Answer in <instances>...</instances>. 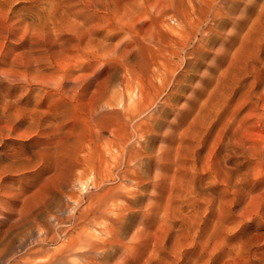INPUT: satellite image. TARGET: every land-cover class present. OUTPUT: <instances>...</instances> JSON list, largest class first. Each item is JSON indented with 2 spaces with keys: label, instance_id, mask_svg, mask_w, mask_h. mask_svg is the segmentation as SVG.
<instances>
[{
  "label": "rangeland",
  "instance_id": "rangeland-1",
  "mask_svg": "<svg viewBox=\"0 0 264 264\" xmlns=\"http://www.w3.org/2000/svg\"><path fill=\"white\" fill-rule=\"evenodd\" d=\"M200 1L201 0H0V113L2 108H5H3L4 111L1 113L3 117L0 114V172L3 173H0L2 180L0 185L3 184L2 186H4V184L8 183L5 185L6 187L4 186V189H1L2 194L0 192V240H2L0 242V246L2 247H0V252L6 251V254L8 253L9 255L3 259L4 262L0 261V264L1 262L2 264H10L11 262V264H29L32 261H44L56 249L62 247L65 241L75 236L81 230H86L102 238H120L122 242L130 246L129 250H125V248L121 246L117 247V249L107 247L108 250L106 249L103 259L107 264H115L116 262H120L119 264H140L142 262L141 264H144L145 261H149L150 263L152 261L153 264H164V261H172L173 264H192L193 261L195 262H193L194 264L199 262L200 264H264V158L261 162L256 160L257 155L254 154L255 148L252 145L254 139L260 141L257 145V147L259 146L258 148L264 145V105L260 104L262 101L264 104V57H261L264 54V33L262 34L264 29V8L262 7V5L264 6V0H236L234 4L227 8L228 15L227 17H223V20H221L217 28L219 33L224 35L223 44L221 45L222 39L219 35L217 38L213 39L214 33H208L209 38L205 39V42H207L204 48L205 50L203 49L196 54L192 66L185 68L181 65L178 68V70L185 73V75L181 80L182 83L180 82L179 84L178 90L174 91L177 93L170 95L169 90H166V93L164 92L156 95L154 88L152 87L150 89L149 97L152 100L154 99L156 104H154V109L148 113L154 112L153 117H157L158 119L153 122L155 123L153 125V131L151 130L147 133L144 146L146 152L143 154L141 166L136 168L137 173L139 172L138 174L145 178V181L143 178L141 179L139 175L138 178L135 179L134 170H128L131 175L125 172L127 169L125 156H122V159L118 157L121 155V151L118 145H116L118 140L114 139V136H112L111 131L107 127L110 115L103 112L101 108V111H99V101L97 100L96 102L95 95L101 90L102 85L104 87L105 81L110 84L108 92L113 93L124 89L127 83L135 85L139 79L146 80V85L150 80L155 86H157L161 80H164L168 72V67L177 63L179 60L174 54V51L180 49L178 41L181 39L185 40V37L189 34H191L189 40L190 46L196 41L192 22L198 20L200 16ZM184 12L188 15L187 20L184 17ZM190 14L191 19H189ZM239 14L241 16L243 14V16L241 17ZM41 15H43L44 18H42ZM38 16L41 17L38 18ZM45 16L49 17V20L47 19L46 22L43 21L47 18ZM40 21H42V23ZM52 21H54V24L51 23ZM257 21L261 24L259 25ZM255 24L258 27H256ZM206 25L207 24H203L202 28H206ZM177 30H181L179 35L172 33V31ZM230 31L234 32L231 33ZM244 35L245 41L243 45L246 47L250 45L249 52L252 54V57L255 56L254 52L256 53V49L259 48V51H257V53L259 52V58H257L256 55L254 58H257V61L256 59L251 61L249 60L252 58L251 55L247 57L249 63V69L247 68L248 72L241 78L242 81H240V85H233L232 89L234 91L232 93L228 92L229 95L231 94L230 100L228 101L230 106L226 105V107L223 105L220 109H218L219 107H215V111L214 104L216 103V105H218V98L219 100H224L220 94H214L212 95L213 97L211 96L212 98L210 97L209 94L215 86L214 80L217 76L220 77L219 82L221 84L233 81V76L231 74L237 70L236 65L232 68L228 76L224 74L223 76L220 75L221 72L228 67L229 61H235V59H237L234 54L237 51L236 49L238 48L239 41ZM79 36L81 41H78ZM82 36L83 38H81ZM198 37H200V34ZM74 39L77 40L79 44H75L76 42ZM215 53L219 54L217 62L213 60ZM123 62L127 63L130 67H134V70L131 73L125 70ZM261 64L263 67L260 66ZM252 66L255 67V70L254 68L251 69ZM238 71L239 70H237V72ZM253 72H255L256 75H254ZM10 74L12 76H10ZM77 76L79 77L74 80V77ZM253 78L254 81L257 82V86L256 84L255 87L253 86L252 93H254L253 91L256 93V90L257 92L259 91V96L263 99H258V106L256 108H254V105V107L252 106L251 102L245 103L246 105L243 103L246 96L248 97V93L245 97H241L243 91L250 89L249 87L252 82H254L252 81ZM77 79L78 81H76ZM62 80H65V82ZM75 82H78L76 86H80L79 88H77L78 86H74ZM247 82L248 84H245ZM236 83H238L237 80ZM245 85L246 87L244 88ZM62 87H64L65 91ZM67 89H69L71 93L68 92ZM102 90L104 91L103 88ZM94 91L97 93L95 94ZM222 91L223 89H221L220 92ZM66 92L70 95L68 96ZM167 97H170V103L168 102V104L165 102V98ZM249 97H251L250 94ZM209 98L211 99L209 100ZM237 99L242 100L241 105H239V101H236ZM206 101H208L207 104L210 107H208ZM212 104L214 106H212ZM200 105L202 107H200ZM251 107H253V110ZM200 108L206 111L203 112V109ZM236 108L237 110L235 111L234 109ZM258 109L261 111L259 112ZM233 110L237 114L233 113ZM39 111L41 112L40 114ZM256 111L259 112V117L262 116V118L256 115ZM248 112L251 114L254 113L253 117H251L252 115L250 113V116H248ZM148 113L146 112L145 115H148ZM34 114L36 117H34V119L38 121V123L32 118ZM160 114L164 115L161 116ZM205 114L208 119L212 118L210 120L211 122L208 123L209 120L205 118ZM209 114L210 117L208 116ZM231 114L233 117L230 116ZM11 115L13 118L10 117ZM38 115H40L42 120ZM164 116L166 117L164 118ZM202 116H204V118ZM112 117L122 118L123 116L117 111L114 112ZM230 117L232 119H230ZM201 118L207 119V123H203ZM234 118L237 122L234 121ZM224 119L226 122H224ZM256 119L261 120L256 121ZM47 121L48 123H46ZM31 122H33L35 127L30 124ZM42 122L45 124H42ZM243 123L248 125L245 126ZM239 124L244 127L241 125L239 126ZM207 126L209 127L207 128ZM247 126L248 128L245 129ZM10 127H12V130ZM220 129L224 130L225 133ZM247 129L251 130L248 131ZM241 130L243 133L240 132ZM231 131L232 133L235 132L234 134L237 135L230 136V134H232ZM15 132L18 133L15 134ZM28 132H30V135H27ZM179 133L181 136H179ZM222 133L223 136L221 135ZM253 133H255V136H253ZM148 134L151 135L148 136ZM256 134L259 136H256ZM197 136H200L202 139ZM234 136L237 137L235 138ZM181 137H183L182 140ZM229 139H231V141H229ZM243 139H245L246 146L242 143L244 142L242 141ZM198 140L200 141L198 142ZM224 140L229 142V146L227 145L228 147L225 146L227 143H225ZM232 140L234 141L232 142ZM178 142H180V146ZM233 143L236 144L234 145ZM249 143L251 149L250 146H248ZM108 145H111L115 151H112L113 149L111 150V146L109 147ZM229 148L231 149L229 150ZM39 150L43 152V154ZM104 150L105 152L107 151V153H105ZM228 151L232 154L229 155L230 153ZM251 151L253 153H251ZM109 152H113V156L112 153L109 154ZM98 153L101 155L103 154V157ZM237 153H240V155ZM189 154L192 156L190 157ZM220 154L223 160L219 157ZM99 155L102 159H98ZM158 156L161 159L159 170L155 167L157 166L156 162ZM227 156L230 157L226 159ZM13 158H15V160ZM119 159H121V163ZM10 160L11 162H9ZM100 160H103V162ZM216 160H218V163ZM2 161L3 164H1ZM190 162H195V164L192 165L193 169ZM123 163L124 165H122ZM98 165L100 167L102 165V170ZM224 165L226 167H224ZM189 166L191 167L190 169H188ZM207 166H209V168H207ZM252 166L254 168H252ZM1 167L5 168L2 170ZM119 167L121 169H126L121 171ZM216 167H220L221 170ZM208 169L210 171H208ZM174 170L178 175L175 174ZM195 170L197 171L195 172ZM261 170L263 171L261 172ZM3 171H5V173ZM108 171H110V174L112 172L114 175L117 171L115 175L117 177L111 176L112 174L108 176ZM102 174L103 177H101ZM122 174L126 177L124 178ZM156 175H158V179ZM175 175V178L172 177ZM128 177H133V179H129ZM139 178L143 180L144 183H141L142 181ZM138 179L140 180V182L138 181L139 183H137ZM188 180H190L191 183H188L190 182ZM124 182H127L126 185ZM209 182L211 184H209ZM115 183L116 191L119 193L114 189L113 184ZM192 183L196 185L192 186ZM199 183L203 184L205 187L201 184L199 186ZM117 184L118 187H121L120 189L117 187ZM186 184L188 186L191 184L190 186H192L187 187V191L185 188ZM197 184L201 187L200 189L197 187ZM207 184L211 186L206 187ZM10 185L12 188H10ZM110 185L113 186V189L109 187ZM96 187L98 189H96ZM134 187L136 188L134 189ZM105 188L109 189L106 190ZM203 188H206V190ZM240 188L245 192L242 191V193L240 190L237 191ZM202 189L208 194H206L208 197L203 194L204 191H202ZM232 189L234 190L232 191ZM11 190L14 194H11ZM246 191H250L251 193L248 194H253L251 196L254 198L252 197L249 200L247 197V202H249L244 204L245 202L243 200L240 201V199L245 193L247 194ZM180 192L181 194L185 192L186 195H179ZM176 193L178 194L177 196L175 195ZM202 196L204 198H201ZM221 196L224 198V201L226 200L225 202L220 200ZM206 197L207 201H211L210 203L206 202ZM238 198L240 199L238 200ZM102 199H104L102 203L104 204L103 207L108 206L109 208H113L111 210L112 213L110 212V214L104 216V214L98 212L97 215L100 220H98V218L90 220V218L81 217L80 211L81 213L83 211L87 213V209L90 207L92 208V206L101 202ZM167 199H170L169 201H171V204L174 203L170 205ZM2 200L3 202L1 203ZM227 200L231 202L227 203ZM166 202H168L167 206L169 205V207L166 206ZM120 204L121 206H119ZM178 205H180L179 209L176 207ZM245 205L247 206L244 209L243 207ZM123 206L126 207V212H124V214L121 213ZM128 207L131 209L127 210ZM223 207L224 211H222ZM225 208L228 210H226L228 213L225 211ZM218 209L221 210L220 212L222 214L224 212L226 218L224 215H220L221 213L218 212ZM166 210L167 213H165ZM186 210L188 211L186 212ZM181 212L190 218H187L189 222L187 219H183V216H186ZM76 213H79V215ZM25 214H27L26 218ZM127 214L129 215L127 216ZM172 214H174V216H172ZM117 215H122L120 223L115 224L109 221ZM199 215L200 217H198ZM201 215L203 217H201ZM23 216L25 219H23ZM106 216L111 219H107ZM163 216L165 218H163ZM175 216H177L178 219L175 218ZM198 218H202L201 222ZM21 219L23 221H21ZM163 219L167 220V222H161ZM17 220L21 223L19 224ZM14 221L20 226H16ZM159 223L162 225H158ZM183 224L185 227H183ZM194 224L196 226H192ZM213 225H215L214 228H216L213 230L215 232L212 231ZM12 226L17 227H14L15 229L13 228L14 232L11 231L13 230L11 229ZM163 226H165V228ZM140 227L141 230H139ZM182 228L186 231L184 229L183 231L180 230ZM153 229H156V232ZM2 230L5 233H3ZM147 230L151 231V233L149 232V234H147ZM172 230L175 232L174 234ZM210 231H212V234L209 233ZM12 232L16 236L12 235ZM136 232H138L139 235L144 233L145 237L148 236L146 241L150 244L148 249L143 250V243L137 244V240H132ZM30 233L31 235H29ZM6 234H9V236L7 237ZM161 234L165 236L164 239L162 238L163 236L160 237ZM4 235H6V237ZM174 236H178L179 239L178 237L174 239ZM11 237H14L13 240H11ZM153 238H155L156 241ZM199 238L202 239V241L199 240ZM6 239L11 242L13 241L14 245L13 242L10 244V241ZM172 239L175 243L181 240L180 242L183 243H178L181 248L178 247L177 244L174 245ZM160 240L165 242V244L162 242L160 243ZM209 240L210 242H208ZM36 241L39 243H36ZM3 242L7 245H1ZM16 243L18 247L15 246ZM20 243L25 247L20 245ZM215 243H217V245ZM204 244L207 245L204 246ZM202 245L205 249L204 252L200 251V249L203 250ZM29 246L33 251L31 254L26 253V251L30 249ZM172 246H175L173 250L177 247L176 250L173 251ZM240 250H242V252L238 253ZM173 252L177 254L174 255ZM176 255H178L179 258L178 256L176 257ZM11 256H13V258H11ZM162 257H164V259ZM121 258L123 259L122 261H120ZM143 259H145L144 263ZM172 262H170V264Z\"/></svg>",
  "mask_w": 264,
  "mask_h": 264
},
{
  "label": "bare ground",
  "instance_id": "bare-ground-1",
  "mask_svg": "<svg viewBox=\"0 0 264 264\" xmlns=\"http://www.w3.org/2000/svg\"><path fill=\"white\" fill-rule=\"evenodd\" d=\"M235 1L236 0H201L200 1V3H199V9L201 10V13H200V16H199V18H198V20H196V21H193L192 22V24H193V27H194V37H196V41L193 43V45L192 46H190V42H189V40H190V38H191V34H189V35H187L186 37H185V40H179L178 41V44H179V48L180 49H178V50H176V51H174V54L179 58V60L177 61V63H175V64H172L170 67H168V72H167V74L165 75V77H164V80H161L159 83H158V85L157 86H155L154 85V83L152 82V81H148V83H147V85H146V80L144 81V80H141V79H139L138 81H137V83L134 85H132V83H127V85H125V88L124 89H122V90H119V91H117V92H113V93H109L108 92V90H109V82H107L106 83V81H105V85H104V87H103V85H102V87H101V90L97 93V92H95V94L97 95H95V97H96V102H97V100L99 101V104H98V110L99 111H101L100 110V108L103 110V112H105L106 114H109L110 116H109V118H108V122H107V127L109 128V130L111 131V133H112V136H114V139H116V140H118V142H117V144L116 145H118V147H119V150L121 151L120 153H121V155L120 156H118V157H124L125 156V159H126V163H127V165H126V167H127V169L126 168H124V169H126L125 170V172H128V170H134V172H135V174H134V178L136 179V178H138V175L140 176V174H138L137 173V170H136V168L137 167H140L141 166V161H142V157H143V154L146 152L145 150H144V146H145V142H146V136H147V133L148 132H150L151 130L153 131V125L155 124V123H153L154 122V120H157L158 118L157 117H153V113H148V112H151V110L152 109H154L153 107H154V104H156L155 102V100L153 99H151L149 96H150V89L153 87L154 88V91H155V93H156V95H159V94H162V93H164L166 90H169V94L170 95H172L173 93H177V92H174V91H176V90H178V88H179V84H180V82H181V80H182V78H183V76L185 75V73H183L182 71H180V70H178V68L181 66V65H183L185 68L187 67V68H189L190 66H192V64L194 63V59L196 58V54L199 52V51H202L204 48H205V46H206V43L207 42H205V39L206 38H209V32H211V33H214V37H213V39H215V38H217V36L219 35V37L222 39V42H221V45L223 44V42H224V35L222 34V33H219V30L217 29L218 28V24L220 25V22H221V20H223V17H227V8H229L232 4H234L235 3ZM239 1V0H238ZM254 4V3H253ZM256 5V4H255ZM261 7V6H260ZM262 7L264 8V6L262 5ZM261 7V8H262ZM264 10V9H263ZM259 12V11H258ZM194 13V12H193ZM37 14V13H36ZM195 14V13H194ZM47 15V14H46ZM240 15V14H239ZM258 15V14H257ZM42 16V18H44V16L43 15H41ZM40 16V17H41ZM187 16L188 15H186V13L184 12V17H185V19L187 20ZM191 14L189 15V19H191ZM241 16V15H240ZM242 16H243V14H242ZM241 16V17H242ZM263 16V15H262ZM39 16H38V18H40ZM45 17H47V18H45L43 21L44 22H46L47 21V19L49 20V17L48 16H45ZM69 17V16H68ZM236 17H237V15H236ZM264 17V16H263ZM35 19V18H34ZM238 19V18H237ZM236 19V20H237ZM251 19V18H250ZM260 19V18H259ZM262 19V18H261ZM248 21V20H247ZM250 21V20H249ZM259 21H261V20H259ZM264 21V20H263ZM41 23H42V21H40ZM256 22V21H255ZM51 23H53L54 24V21H52ZM257 23L259 24V22L257 21ZM263 23V22H262ZM203 24H207L206 25V28H202V25ZM249 24H251V23H249ZM254 24V23H253ZM261 24V23H260ZM259 24V25H260ZM252 25V24H251ZM263 25V24H262ZM261 25V26H262ZM254 26V25H253ZM255 26H256V24H255ZM261 26H260V28H261ZM256 27H258V26H256ZM263 27V26H262ZM254 28V27H253ZM263 29V28H262ZM262 29H259V30H262ZM251 30V29H250ZM181 30H177V31H172V33H174L175 35H179V32H180ZM231 32V31H230ZM232 32H234V31H232ZM231 32V33H232ZM249 32V31H248ZM258 32H260V31H258ZM262 32V31H261ZM247 33V32H246ZM250 33V32H249ZM264 33V29H263V32H262V34ZM199 34H200V37H198L199 36ZM206 34H208V35H206ZM236 34H238V33H236ZM261 34V35H262ZM72 35H73V33H72ZM230 35H232V34H230ZM229 35V36H230ZM260 35V36H261ZM239 36V35H238ZM233 37V36H232ZM247 37V36H246ZM81 38H83V36L81 37ZM256 38V37H255ZM260 38V37H259ZM264 38V37H263ZM235 39V38H234ZM239 39V38H238ZM252 39V38H251ZM261 39V38H260ZM57 40V39H56ZM80 40V36H79V38H78V41ZM256 40V39H255ZM74 41L76 42L75 44H77L78 43V41L77 40H75L74 39ZM81 41V40H80ZM244 41H245V35L244 36H242V39L239 41V44H238V48L236 49L237 51H236V53L234 54V53H232V54H234V56L237 58V59H235V61L234 60H231V61H229V65H228V67L227 68H225L222 72H221V75L220 76H223V74L224 75H227L228 76V74H230V72H231V70H232V68H234V66L236 65V68H237V70H239L238 72H237V70H235V72L233 73V74H231L232 76H233V81H231V82H227V83H224V84H221L220 82H219V78L220 77H217L216 76V78H215V86H214V88H213V90L211 91V93L209 94L210 95V97L212 96V95H214V94H220V96L222 97V99L224 100V101H222V100H219V98H218V100H217V103H218V105H216V103L213 105L212 104V106H214V109H215V107L216 108H218V109H220L223 105L224 106H226V105H229L230 103H228V101L230 100V96H231V94L229 95V93L228 92H233L234 90L232 89L233 88V85H238L239 83H240V81H242V77H244V74L246 73V72H248V67H249V63H248V61H247V57H250L249 55H251V57H252V54L249 52V49H250V45H249V47H246L245 45H243L244 44ZM260 42H262V41H260ZM218 43V42H217ZM79 44V43H78ZM215 44H216V42H215ZM257 44V43H256ZM262 45H263V43H262ZM256 46H258V45H256ZM259 46H260V44H259ZM264 46V45H263ZM77 47H78V45H77ZM254 48L256 49V47L254 46ZM258 48V47H257ZM252 49H253V47H252ZM251 49V50H252ZM259 49V48H258ZM258 49H256L257 51H259ZM205 50V49H204ZM257 51H256V53L254 52V54H255V56L257 57V58H259V56H258V53H257ZM205 52V51H204ZM263 52V51H262ZM231 54V55H232ZM230 55V56H231ZM200 56V55H199ZM254 56V57H255ZM202 57V56H201ZM235 57H233V58H235ZM254 57H252V58H250L249 60H251V61H254V59H256V61H257V58H254ZM261 57H264V54H263V56H261ZM260 57V58H261ZM219 59V54L218 53H215V55H214V57H213V60H214V62H217V60ZM232 59V58H231ZM196 61H197V59H196ZM250 61V62H251ZM124 63V62H123ZM239 63H240V65H239ZM260 63H261V61H260ZM264 64V63H263ZM253 65V64H252ZM124 68H125V70H128V71H130V73L134 70V67H130L129 65H127V63H124ZM251 66V65H250ZM260 66H262V64L260 65ZM240 67V68H239ZM263 67V66H262ZM193 68H194V66H193ZM192 68V69H193ZM248 68V69H247ZM254 68V70H255V67L254 66H252V68L251 69H253ZM257 68V67H256ZM250 69V70H251ZM178 70V71H177ZM185 70V69H184ZM195 70V69H194ZM185 71H187V70H185ZM192 71V70H191ZM234 71V70H233ZM189 72V71H188ZM190 73V72H189ZM249 73H250V71H249ZM253 74L254 75H256L255 74V72H253ZM65 75V74H64ZM248 75V74H247ZM251 75V74H250ZM4 76V75H3ZM10 76H12L11 74H10ZM5 77V76H4ZM79 76H77V77H74V80H75V78H78ZM226 77V76H225ZM71 78V77H70ZM3 79V78H2ZM16 79V78H15ZM63 79V78H62ZM67 79V78H66ZM80 79H81V77H80ZM123 79H124V77H123ZM161 79H162V77H161ZM244 79V78H243ZM9 80H10V78H9ZM236 80L238 81V83H236ZM259 80V79H258ZM264 80V79H263ZM62 81H64L65 82V80H62ZM61 81V82H62ZM76 81H78V79L76 80ZM81 81V80H80ZM109 81V80H108ZM252 81H254V78H253V80ZM252 81H250V82H252ZM70 82V81H69ZM74 82V81H73ZM117 82V81H116ZM115 82V83H116ZM249 82V83H250ZM76 83L78 84V82H75V84H74V86H76ZM182 83V82H181ZM257 82H252V84H251V86L249 87L250 89H247L246 91H243V90H241V91H243V93L241 94V97H245L246 96V94L248 95V97H249V94L251 95V97H247L246 96V98H245V100L243 101V103L245 104V103H247V102H251L252 103V106L254 107V108H256L257 106H258V102L257 101H259L258 99L260 98V96H259V93L257 92V90H256V93H255V91H253L254 93H252V88H253V86L255 87V84H256ZM62 84V83H61ZM81 84V83H80ZM119 84V83H118ZM149 84V85H148ZM245 84H248V82L247 83H245ZM60 85V84H59ZM58 85V86H59ZM63 85V84H62ZM68 85V84H67ZM240 85V84H239ZM238 85V86H239ZM74 86H71V87H74ZM78 86V85H77ZM76 86V87H77ZM249 86V85H248ZM256 86H257V84H256ZM70 87V88H71ZM75 87V88H76ZM80 86H78L77 88H79ZM246 87V85L244 86V88ZM69 88V89H70ZM102 88L104 89V91L102 90ZM62 89L64 90V87H62ZM69 89H67L68 90V92H70V90ZM99 89V88H98ZM221 89H223V91L222 92H220L221 91ZM243 89V88H242ZM62 90V91H63ZM65 91V90H64ZM97 91V90H96ZM72 92H73V89H72ZM171 92V93H170ZM220 92V93H219ZM64 93V92H63ZM67 93V92H66ZM65 93V94H66ZM71 93V92H70ZM93 93V92H92ZM109 93V94H108ZM166 93V92H165ZM68 94V93H67ZM70 94H68V96H69ZM93 96H94V93L92 94ZM174 95V94H173ZM233 95V94H232ZM260 95H262V94H260ZM1 96H3V95H1ZM67 96V95H66ZM177 96V95H176ZM217 96V95H216ZM4 97V96H3ZM95 97H93V98H95ZM173 97V96H172ZM213 97V96H212ZM211 97V98H212ZM218 97V96H217ZM216 97V98H217ZM169 98L170 97H167V98H165V102L168 104V102H169ZM211 98H209V100L211 99ZM4 99V98H3ZM243 99V98H242ZM260 99H262V98H260ZM95 100V99H94ZM263 100V99H262ZM236 101H239V105H241L242 104V100L241 99H237ZM4 102V101H3ZM207 102L208 101H206V104H207ZM94 103H95V101H94ZM170 103V102H169ZM238 103V102H237ZM260 103V102H259ZM204 104V103H203ZM260 104H262V105H264L263 104V101H262V103H260ZM4 105H5V103H4ZM7 105V104H6ZM157 105H159V104H157ZM202 105V104H201ZM200 105V107H202ZM208 105V104H207ZM246 105V104H245ZM96 106H97V104H96ZM166 106V105H165ZM205 106V105H204ZM212 106H211V108H212ZM230 106V105H229ZM238 106V105H237ZM236 106V107H237ZM243 106V105H242ZM241 106V107H242ZM208 107H210L209 105H208ZM227 107V106H226ZM253 107H251V109L253 110ZM260 107V106H259ZM4 108V107H3ZM3 108H2V111H4L3 110ZM5 109V108H4ZM97 109V108H96ZM166 109V108H165ZM200 109H203V108H200ZM207 109H209V108H207ZM217 109V110H218ZM240 109V108H239ZM260 109V108H259ZM258 109V111L260 112L261 110H259ZM148 110V111H147ZM157 110V109H156ZM163 110V109H162ZM194 110V109H193ZM213 110V109H212ZM232 110V109H231ZM235 111L237 110V108L236 109H234ZM234 110H233V113H235V114H237L236 112H234ZM257 110V109H256ZM1 111V113H3ZM117 111H119L121 114H122V118H116V117H112L113 115H114V112H117ZM204 111H206V110H204L203 109V112ZM215 111H216V109H215ZM222 111V110H221ZM247 111H248V109H247ZM251 111V110H250ZM258 111H256L257 113H256V115L259 117V112ZM263 111V110H262ZM94 112H96V111H94ZM146 112L148 113V115H145L146 114ZM197 112H198V110H197ZM203 112H201V113H203ZM209 112V111H208ZM220 112V111H219ZM232 112V111H231ZM237 112H239V111H237ZM0 113V114H1ZM41 112L39 111V114H40ZM97 113V112H96ZM113 113V114H112ZM199 113V112H198ZM197 113V114H198ZM214 113V112H213ZM218 113V112H217ZM250 112H248V116H250V114H249ZM10 114V113H9ZM36 114V113H35ZM35 114L34 115H32L33 117V119H34V117H35ZM98 114V113H97ZM211 114V113H210ZM210 114L208 115L209 117H210ZM254 114V113H253ZM253 114H251L252 116L251 117H253ZM2 115V117H3V114H1ZM159 115V114H158ZM161 115V114H160ZM162 115H164V114H162ZM161 115V116H162ZM201 115V114H200ZM215 115V114H214ZM213 115V116H214ZM262 115V114H261ZM260 115V116H261ZM6 116H9V115H6ZM39 117H40V115H38ZM116 116H118V115H116ZM195 116H196V114H195ZM205 116V118H207L208 119V117H206V114L204 115ZM204 116H202L203 118H204ZM216 116V115H215ZM231 117H233L232 116V114L230 115ZM255 116V115H254ZM10 117H12V115L10 116ZM9 117V118H10ZM95 117V116H94ZM106 117V116H105ZM166 116H164V118H165ZM211 117H212V115H211ZM217 117V116H216ZM230 117V119H232ZM235 117V116H234ZM246 117H247V115H246ZM263 117H264V115H263ZM13 118V117H12ZM18 118V117H17ZM36 118V117H35ZM45 118V117H44ZM49 118V117H48ZM156 118V119H155ZM198 118V117H197ZM196 118V119H197ZM200 118V117H199ZM215 118V117H214ZM244 118V117H243ZM249 118V117H248ZM254 118H256V117H254ZM259 118H262V116L261 117H259ZM32 119V120H33ZM40 119H41V117H40ZM195 119V120H196ZM207 119H202L201 118V120H203V123L204 122H206V120ZM212 119V118H211ZM211 119H208L209 121H208V123L209 122H211L210 120ZM227 119H229V118H227ZM235 119V118H234ZM264 119V118H263ZM10 120H11V118H10ZM35 120V119H34ZM42 120V119H41ZM50 120V119H49ZM193 120H194V118H193ZM200 120V121H201ZM205 120V121H204ZM221 120V119H220ZM225 120V119H224ZM244 120V119H243ZM251 120H254V119H251ZM258 119H256V121H257ZM259 120H261V119H259ZM258 120V121H259ZM8 121V120H7ZM36 121V120H35ZM35 121H33V122H35ZM51 121V120H50ZM160 121V120H159ZM158 121V122H159ZM197 121V120H196ZM234 121H236V119L234 120ZM13 122V121H12ZM33 122H31L30 124H32V126H34L35 127V125H33ZM104 122H106V121H104ZM219 122V121H218ZM224 122H226V120L224 121ZM237 122V121H236ZM247 122V121H246ZM245 122V123H246ZM29 123V122H28ZM36 123H38V121H36ZM46 123H48V121L46 122ZM102 123V122H101ZM161 123H162V121H161ZM191 123H193V122H191ZM196 123V122H195ZM202 123V122H201ZM207 123V122H206ZM232 123V122H231ZM245 123H243V125L245 124ZM260 123V122H259ZM258 123V124H259ZM41 124V123H40ZM42 124H45V123H43L42 122ZM99 124V123H98ZM233 124H234V122H233ZM255 124H256V122H255ZM16 125V124H15ZM28 125V124H27ZM47 125H49V124H47ZM46 125V126H47ZM200 125V124H199ZM203 125H205V124H203ZM203 125H201L202 127H204ZM210 125H211V123H210ZM209 125V126H210ZM241 124H239V126H240ZM246 125H248V124H245V126ZM13 126H14V124H13ZM37 126H38V124H37ZM40 126V125H39ZM209 126H207V128L209 127ZM223 126V125H222ZM242 126V125H241ZM0 127H1V125H0ZM16 127V126H15ZM14 127V128H15ZM100 127V126H99ZM102 127V126H101ZM104 127V126H103ZM242 127H244V126H242ZM3 128H5V127H3ZM11 128V130H12V127H10ZM33 128V127H32ZM37 128V127H36ZM108 128H107V130H108ZM156 128V127H155ZM232 128V127H231ZM236 128H241V127H236ZM246 128H248V126L247 127H245V129ZM252 128V127H251ZM6 129V128H5ZM9 129V128H8ZM22 129H24V128H22ZM35 129V128H34ZM104 129V128H103ZM206 129V128H205ZM230 129V128H229ZM235 129V128H234ZM245 129L243 128V130L245 131ZM10 130V131H11ZM28 130V129H27ZM155 130V129H154ZM221 131H223L224 132V130H222V129H220ZM231 130V129H230ZM236 130V129H235ZM238 130V129H237ZM248 130V129H247ZM249 130H251V129H249ZM248 130V131H249ZM3 131V130H2ZM7 131V130H6ZM30 131V130H29ZM187 131H189V130H187ZM204 131V130H203ZM202 131V132H203ZM227 131H228V129H227ZM14 132V131H13ZM31 132V131H30ZM30 132H28V134L27 135H30L29 133ZM32 132H33V130H32ZM237 132V131H236ZM240 132H242V130L240 131ZM5 133V132H4ZM18 132H15V134H17ZM181 133V132H180ZM180 133H179V136H181L180 135ZM204 133V132H203ZM225 133V132H224ZM231 133H232V131H231ZM235 133V132H234ZM234 133H232V134H230V136L231 135H237V134H234ZM243 133V132H242ZM242 133H240L241 135H243ZM248 133H251V132H248ZM3 134V133H2ZM23 134H25V133H23ZM102 134V133H101ZM110 134V133H109ZM151 134H153V133H151ZM151 134H148V136L149 135H151ZM175 134H176V132H175ZM182 134V133H181ZM183 134H184V132H183ZM219 134V133H218ZM227 134V133H226ZM225 134V135H226ZM238 134H239V132H238ZM245 134V133H244ZM255 133H253V136H255L254 135ZM258 134H260V133H258ZM258 134H256V136H259ZM165 135V134H164ZM185 135V134H184ZM222 136H223V133L221 134ZM224 135V136H225ZM251 135V134H250ZM20 136V135H19ZM104 136V135H103ZM154 136H155V134H154ZM169 136V135H168ZM229 136V137H230ZM243 136H245V135H243ZM21 137H23V136H21ZM152 137V136H151ZM197 137H199V138H201L200 136H197ZM226 137V136H225ZM224 137V138H225ZM235 137V136H234ZM237 137V136H236ZM235 137V138H236ZM239 137V136H238ZM241 137V136H240ZM250 137V136H249ZM110 138V137H109ZM198 138V139H199ZM231 138V137H230ZM234 138V139H235ZM247 138H248V136H247ZM247 138L245 137V139L247 140ZM251 138V137H250ZM260 138V137H259ZM183 139V137H181V140ZM202 139V138H201ZM232 139V138H231ZM231 139H229V141H231ZM245 139H243L242 141H244ZM197 140V139H196ZM227 140H228V138H227ZM226 140V141H227ZM237 140V139H236ZM253 140V139H252ZM147 141H148V138H147ZM174 141V140H173ZM184 141V140H183ZM200 140H198V142H199ZM225 141V140H224ZM225 141V143H227L225 146H229V142H226ZM234 140H232V142H233ZM239 141H241V140H239ZM176 142V141H175ZM192 142V141H191ZM194 142V141H193ZM197 142V143H198ZM221 142V141H220ZM237 142V141H236ZM249 142V141H248ZM251 142H253V141H251ZM258 142L260 143V141H258L257 139H254V143H252V145L254 146V150H255V155H257V159L256 160H258L259 162H261V161H263V158H264V145L263 146H261L260 148H258L257 147V145H258ZM108 143V142H107ZM179 143V146H180V142H178ZM217 143H219V142H217ZM216 143V144H217ZM224 143V142H223ZM240 143V142H239ZM238 143V144H239ZM242 143H244V145H245V141L244 142H242ZM111 144V143H110ZM150 144V143H149ZM172 144V143H171ZM234 144V143H233ZM236 144V143H235ZM234 144V145H235ZM237 144V145H238ZM247 144V143H246ZM263 144V143H262ZM105 145H107V144H105ZM182 145V144H181ZM194 145H195V143H194ZM236 145V146H237ZM109 147L111 146V145H108ZM154 146V145H153ZM172 146V145H171ZM191 146H192V143H191ZM191 146H190V148H191ZM197 146H198V144H197ZM196 146V147H197ZM227 146V147H228ZM240 146V145H239ZM246 146V145H245ZM248 146H250V149H251V145H250V143H249V145ZM252 146V147H253ZM152 147V146H151ZM150 147V148H151ZM195 147V148H196ZM233 147V146H232ZM244 147V146H243ZM106 148H107V146H106ZM160 148V147H159ZM172 148H173V146H172ZM171 148V149H172ZM221 148V147H220ZM240 148V147H239ZM242 148V147H241ZM248 148V147H247ZM44 149V148H43ZM105 149V148H104ZM108 149V148H107ZM112 151H115L114 150V148H112V146H111V148H110ZM213 149V148H212ZM224 149V148H223ZM228 149V148H227ZM231 148H229V150H230ZM237 149V148H236ZM244 149V148H243ZM253 149V148H252ZM118 150V151H119ZM149 150V149H148ZM152 150V149H151ZM195 150V149H194ZM225 150V149H224ZM40 151V150H39ZM48 151H50V150H48ZM158 151V150H157ZM191 151V150H190ZM196 151V150H195ZM227 151V150H226ZM236 151V150H235ZM241 151H242V149H241ZM241 151H239L240 153H242ZM250 151V150H249ZM253 151V150H252ZM251 151V153H253ZM36 152V151H35ZM34 152V153H35ZM41 152V151H40ZM44 152H46V151H44ZM104 152H105V150H104ZM150 152V151H149ZM199 152V151H198ZM218 152V151H217ZM223 152H225V151H223ZM229 152V151H228ZM227 152V153H228ZM37 153V152H36ZM42 154H43V152H41ZM103 153V152H102ZM105 153H107V151L105 152ZM112 153V156H113V152H111ZM110 152H109V154H111ZM117 153V152H116ZM179 153V152H178ZM194 153V152H193ZM193 153H192V155H193ZM214 153V152H213ZM221 153H222V151H221ZM230 153V152H229ZM235 153V152H234ZM233 153V154H234ZM240 153H237V154H239L240 155ZM246 153V152H245ZM42 154H40V155H42ZM98 154H100V153H98ZM147 154V153H146ZM154 154V153H153ZM211 154V153H210ZM232 153H230L229 155H231ZM3 155V154H2ZM36 155V154H35ZM101 155V154H100ZM99 155V157H98V159L103 155H101L100 156ZM148 155V154H147ZM155 155V154H154ZM190 155V154H189ZM192 155H190V157L192 156ZM195 155V154H194ZM212 155V154H211ZM227 155V154H226ZM235 155V154H234ZM244 155H246V154H244ZM254 155V156H255ZM263 155V156H262ZM4 156V155H3ZM105 156V155H104ZM199 156V155H198ZM221 156V154L219 155V157ZM16 157V156H15ZM21 157V156H20ZM103 157V156H102ZM230 157V156H229ZM228 156H227V158L226 159H228L229 158ZM249 157H251V156H249ZM256 157V156H255ZM254 157V158H255ZM3 158V157H2ZM1 158V159H2ZM9 158V157H8ZM7 158V159H8ZM26 158H28V157H26ZM81 158V157H80ZM150 158V157H149ZM197 158V157H196ZM214 158H216V157H214ZM221 158V157H220ZM14 160H15V158H13ZM82 159V158H81ZM85 159V158H84ZM100 159H102V158H100ZM105 159V158H104ZM122 159V158H121ZM121 159H119V162L121 161ZM158 160H157V162H156V164H157V166H155L156 168H157V170H159L160 169V167H159V165L161 164V159H160V157L158 156V158H157ZM193 159V158H192ZM222 159V158H221ZM220 159V160H221ZM4 160V159H3ZM21 160H22V158H21ZM96 160H97V158H96ZM96 160H95V162H96ZM116 160V159H115ZM147 160V159H146ZM219 160V159H218ZM218 160H216V162L218 161ZM223 160V159H222ZM4 161H6V160H4ZM17 161V160H16ZM19 161H20V159H19ZM100 161H102L103 162V160H100ZM117 161H118V158H117ZM178 161V160H177ZM188 161V160H187ZM195 161V160H194ZM226 161V160H225ZM9 162H11V160L9 161ZM22 162V161H21ZM115 162V161H114ZM122 162V161H121ZM120 162V163H121ZM148 162V161H147ZM179 162V161H178ZM178 162H176V163H178ZM191 162H192V160H191ZM190 162V163H191ZM219 162H221V161H219ZM253 162V161H252ZM256 162V161H255ZM5 163V162H4ZM120 163H119V165H120ZM218 163V162H217ZM217 163H215V164H217ZM223 163H224V161H223ZM1 164H3V161H2V163ZM13 164V163H12ZM21 164V163H20ZM23 164V163H22ZM93 164H94V162H93ZM111 164V163H110ZM195 164V162L194 163H191V166L192 165H194ZM208 164H210V163H208ZM213 164V163H212ZM7 165V164H6ZM6 165H4V166H6ZM113 165H114V163H113ZM122 165H124V163L122 164ZM176 165V164H175ZM179 165V164H178ZM214 165V164H213ZM218 165V164H217ZM216 165V166H217ZM221 165V164H220ZM253 165V164H252ZM10 166H11V164H10ZM111 166V165H110ZM143 166V165H142ZM215 166V165H214ZM214 166H213V168H214ZM219 166V165H218ZM7 167V166H6ZM98 167H100L99 165H98ZM101 167H102V165H101ZM101 167H100V169H101ZM113 167V166H112ZM122 167V166H121ZM211 167V166H210ZM220 167H223V166H220ZM220 167H216V168H219L220 169ZM224 167H226L225 165H224ZM2 168V167H1ZM5 168V167H4ZM4 168H2V170L4 169ZM8 168V167H7ZM6 168V169H7ZM116 168V167H115ZM115 168H113V169H115ZM162 168V167H161ZM177 168H178V166H177ZM180 168V167H179ZM191 167L189 166V168L188 169H190ZM207 168H209V166H207ZM212 168V167H211ZM210 168V169H211ZM252 168H254L253 166H252ZM6 169H5V171H6ZM12 169H13V167H12ZM109 169V168H108ZM112 169V170H113ZM121 168L119 167V170H120ZM124 169H121V171L122 170H124ZM192 169H193V166H192ZM195 169V168H194ZM218 169V170H219ZM262 169V168H261ZM1 170V171H2ZM102 170V169H101ZM111 170V171H112ZM175 170H176V167H175ZM174 170V171H175ZM180 170V169H179ZM178 170V171H179ZM221 170V169H220ZM224 170V169H223ZM222 170V171H223ZM254 170V169H253ZM5 171H3L4 173H5ZM177 171V170H176ZM175 171V174L176 175H178L177 174V172ZM192 171V170H191ZM194 171V170H193ZM197 170H195V172H196ZM208 171H210L209 169H208ZM215 171V170H214ZM257 171V170H256ZM255 171V172H256ZM263 170H261V172H262ZM8 172V171H7ZM117 172V171H116ZM116 172H115V175H116ZM130 172V171H129ZM129 172H128V174H129ZM1 174H3L2 172H0ZM109 173V175L108 176H110L111 174H112V172H111V174H110V171H108L107 172V174ZM121 173V172H120ZM119 173V174H120ZM133 173V172H132ZM148 173V172H147ZM158 173V172H157ZM174 173V172H173ZM224 173H225V171H224ZM260 173V172H259ZM106 174V175H107ZM123 174H125V173H123ZM122 174V175H123ZM193 174H196V173H193ZM114 174H112L111 176H113V177H117V176H115ZM126 175V174H125ZM129 175H131V174H129ZM146 175H148V174H146ZM176 175L175 176H172V177H176ZM105 176V175H104ZM127 176V175H126ZM125 176V177H126ZM133 176V175H132ZM3 177H4V175H3ZM101 177H103V174H102V176ZM123 177H124V175H123ZM124 177V178H125ZM141 177V176H140ZM148 177V176H147ZM158 177V175H156V178ZM171 177V178H172ZM129 178V177H128ZM130 178H132L133 179V177H130ZM129 178V179H130ZM143 177H141V179H142ZM160 178V177H159ZM174 178H172V179H174ZM195 178V177H194ZM104 179V178H103ZM127 179V178H126ZM140 179V178H139ZM137 180V183H139L140 182V180ZM148 179V178H147ZM158 179V178H157ZM166 179H167V177H166ZM125 180V179H124ZM128 180V179H127ZM143 180L145 181V178H143ZM143 180H141L142 182L141 183H144L143 182ZM190 180H192V179H190ZM190 180H188V181H190ZM197 180V179H196ZM239 180V179H238ZM237 180V181H238ZM1 175H0V184H1ZM97 181V180H96ZM104 181V180H103ZM120 181V180H119ZM126 181V180H125ZM139 181V182H138ZM171 181V180H170ZM173 181V180H172ZM211 181V180H210ZM240 181H241V179H240ZM98 182V181H97ZM100 182V181H99ZM235 182V181H234ZM242 182V181H241ZM241 182H240V184H241ZM102 183H104V182H102ZM125 183V182H124ZM123 183V184H124ZM127 183V182H126ZM126 183H125V185H126ZM176 183V182H175ZM188 183H191V181L190 182H188ZM193 183H194V181H193ZM192 183V184H193ZM197 183V182H196ZM203 183V182H202ZM8 183H6V184H4V186L5 185H7ZM9 184H12V183H9ZM118 184H119V182H118ZM118 184H117V187H118ZM133 184H134V181H133ZM174 184V183H173ZM200 184L201 183H199V186H200ZM209 184H211L210 182H209ZM228 184V183H227ZM3 185V184H2ZM2 185H0V192H1V189L3 188L4 189V186H2ZM97 185V184H96ZM114 185V189H115V191H116V183L115 184H113ZM135 185V184H134ZM138 185V184H137ZM172 185V184H171ZM191 184H189V186L186 184V191H187V187H192V186H194V185H196V184H193L192 186H190ZM201 185H203V184H201ZM100 186V185H99ZM98 186V187H99ZM121 186H122V188H123V185L121 184ZM139 186V185H138ZM145 186V185H144ZM147 186V185H146ZM155 186V185H154ZM166 186H168V185H166ZM198 186V184H197V187H199ZM211 186V185H210ZM210 186H208V184L206 185V187H210ZM229 186V185H228ZM230 186H231V188H232V185L230 184ZM6 187V186H5ZM86 187V186H85ZM103 187H104V185H103ZM109 187H113V186H109ZM196 187V186H195ZM203 187H205L204 185H203ZM237 187V186H236ZM10 188H12V186L10 185ZM10 188H9V190H10ZM13 188H14V186H13ZM111 188H110V190H111ZM119 189L121 188V187H118ZM117 188V189H118ZM136 187H134V189H135ZM139 188V187H138ZM201 187H199V189H200ZM213 188V187H212ZM233 188H235V187H233ZM238 188V187H237ZM236 188V189H237ZM244 188V187H243ZM96 189H98L97 187H96ZM106 189V188H105ZM107 189H109V188H107ZM106 189V190H107ZM113 189V188H112ZM170 189V188H169ZM204 189V188H203ZM202 189V191H204V190H206V188L203 190ZM235 189V190H236ZM129 190V189H128ZM139 190V189H138ZM181 190V189H180ZM184 190V189H183ZM189 190V189H188ZM228 190V189H227ZM234 189H232V191H233ZM240 190V192H245L242 188H240V189H238L237 191H239ZM248 190V189H247ZM109 191V190H108ZM130 191V190H129ZM153 191V190H152ZM199 191H201V190H199ZM201 191V192H202ZM213 191V190H212ZM237 191H235V192H237ZM5 192V191H4ZM111 192V191H110ZM116 192H118V191H116ZM143 192V191H142ZM173 192V191H172ZM175 192H177V191H175ZM179 192V191H178ZM182 192V191H181ZM181 192L179 193V195L181 194ZM198 192V191H197ZM201 192H200V194H201ZM242 192V193H243ZM247 192V191H246ZM18 193V192H17ZM103 193H104V191H103ZM107 193H109V192H107ZM119 193V192H118ZM159 193V192H158ZM196 193V192H195ZM203 193V192H202ZM248 193H251L250 191L249 192H247V194L245 193V195L243 196V197H241V199L240 198H238V200L240 199V201L241 200H243L245 203L244 204H247L248 202H247V197H248V199L250 200L253 196H251V195H253V194H251V195H249ZM1 194H2V192H1ZM9 194H10V192H9ZM11 194H14L13 192H12V190H11ZM115 194V193H114ZM126 194V193H125ZM139 194V193H138ZM183 194V193H182ZM181 194V195H182ZM184 194L186 195V193L184 192ZM183 194V195H184ZM199 194V195H200ZM203 194H205V196H207L208 194L204 191V193ZM207 194V195H206ZM212 194V193H211ZM224 194V193H223ZM223 194H222V196H223ZM5 195V194H4ZM96 195V194H95ZM111 195V194H110ZM113 195V194H112ZM116 195V194H115ZM132 195V194H131ZM168 195H169V193H168ZM172 195V194H171ZM176 196L178 195L177 193L175 194ZM216 195V194H215ZM236 195H239V194H236ZM241 195V194H240ZM247 195V196H246ZM15 196H17V195H15ZM98 196V195H97ZM97 196H95V197H97ZM104 196V195H103ZM144 196V195H143ZM220 197L221 199L220 200H223L224 198V196L223 197ZM264 196V195H263ZM7 197V196H6ZM10 197H12V196H10ZM94 197V198H95ZM101 197H102V195H101ZM109 197V196H108ZM129 197H130V195H129ZM139 197V196H138ZM193 197H195V196H193ZM208 197V196H207ZM207 197H206V202H209V201H207ZM209 197H210V195H209ZM214 197H217V196H214ZM239 197V196H238ZM260 197H261V194H260ZM259 197V198H260ZM14 198V197H13ZM12 198V199H13ZM16 198V197H15ZM134 198V197H133ZM137 198V197H136ZM181 198V197H180ZM188 198V197H187ZM201 198H204L203 196L201 197ZM254 198V197H253ZM19 199V198H18ZM93 199V198H92ZM100 199V198H99ZM127 199V198H126ZM150 199V198H149ZM148 199V200H149ZM197 199V198H196ZM210 199H212V198H210ZM80 200V199H79ZM103 200L104 199H102V201L101 202H99V203H97L95 206H92V208L90 207H88L89 209H87V213L85 212L84 213V211L81 213V211H80V214H81V217L82 216H84L85 218H90V220H93L94 218H98V215H97V213L99 212V213H101V214H104V216L105 215H108V214H110V212H111V210L113 209V208H109L108 206H105V207H103V205L104 204H102L103 203ZM128 200V199H127ZM170 200V199H169ZM168 199H167V201H169ZM175 200H176V198H175ZM194 200H195V198H194ZM202 200H204V199H202ZM214 200H215V198H214ZM219 200V199H218ZM220 200H219V202H220ZM263 200V199H262ZM6 201V200H5ZM19 201V200H18ZM111 201V200H110ZM154 201V200H153ZM153 201H152V203H153ZM162 201V200H161ZM217 201V200H216ZM226 201V200H225ZM224 200L222 201V202H225ZM3 202V200L1 201V203ZM6 202H8V201H6ZM78 202V201H77ZM95 202V201H94ZM117 202V201H116ZM120 202V201H119ZM125 202V201H124ZM149 202V201H148ZM151 202V201H150ZM158 202V201H157ZM165 202V201H164ZM171 201H169V204L170 205H172L171 203H170ZM211 202V201H210ZM209 202V203H210ZM215 202V201H214ZM231 201H229L228 202V200H227V203H230ZM253 202V201H252ZM256 202H257V200H256ZM10 203V202H9ZM121 203V202H120ZM155 203H156V199H155ZM167 203L168 202H166L165 204H166V206H167ZM177 203V202H176ZM181 203V202H180ZM195 203V202H194ZM115 204V203H114ZM128 204V203H127ZM130 204V203H129ZM149 204V203H148ZM162 204V203H161ZM216 204V203H215ZM214 204V205H215ZM220 204H222V203H220ZM250 204H252V203H250ZM8 205V204H7ZM150 205V204H149ZM155 205V204H154ZM182 205V204H181ZM185 205V204H184ZM200 205V204H199ZM211 205V204H210ZM249 205V204H248ZM119 206H121V204L119 205ZM133 206V205H132ZM158 206V205H157ZM179 206L180 205H178V206H176V207H178V209H179ZM189 206V205H188ZM192 206V205H191ZM218 206H219V204H218ZM247 205H245L243 208L245 209V207H246ZM81 207V206H80ZM117 207V206H116ZM149 207V206H148ZM165 207V206H164ZM167 207H169V205L167 206ZM175 207V208H176ZM184 207V206H183ZM205 207V206H204ZM211 207V206H210ZM220 207H221V205H220ZM31 208V207H30ZM152 208V207H151ZM162 208V207H161ZM174 208V209H175ZM195 208V207H194ZM199 208V207H198ZM226 208H227V206H226ZM225 208V211L227 210ZM262 208V207H261ZM23 209V208H22ZM123 210L121 211V213L122 214H124V212H126L125 210H126V207H124L123 206V208H122ZM130 210L131 208H127V210ZM170 209V208H169ZM187 209V208H186ZM204 209V208H203ZM213 209H214V207H213ZM264 209V208H263ZM14 210V209H13ZM19 210V209H18ZM149 210V209H148ZM180 210H183V209H180ZM216 210V209H215ZM214 210V211H215ZM33 211V210H32ZM118 211V210H117ZM172 211V210H171ZM184 211H185V209H184ZM183 211V212H184ZM188 210H186V212H187ZM221 210L220 209H218V212H220ZM222 211H224V207H223V209H222ZM228 211V210H227ZM226 211V212H227ZM183 212H181L182 214H183ZM192 212V211H191ZM243 212V211H242ZM16 213H17V211H16ZM26 213V212H25ZM112 213V212H111ZM165 213H167V210H166V212ZM170 213H172V212H170ZM221 213V212H220ZM228 213V212H227ZM4 214V213H3ZM75 214V213H74ZM77 214V213H76ZM100 214V215H101ZM175 214V213H174ZM174 214H172V216H174ZM178 214H180V213H178ZM182 214H181V216H182ZM204 214V213H203ZM241 214H243V213H241ZM26 215L27 214H25V218H26ZM32 215V214H31ZM77 215H79V213L77 214ZM112 215V214H111ZM129 214H127V216H128ZM162 215V214H161ZM171 215V214H170ZM183 215H185V214H183ZM220 215H224V212H223V214L221 213ZM228 215V214H227ZM229 215H230V213H229ZM2 216V215H1ZM4 216V215H3ZM126 216V215H125ZM171 216V217H172ZM178 216V215H177ZM177 216H175V218H177ZM181 216H179V217H181ZM186 216V215H185ZM207 216V215H206ZM212 216V215H211ZM50 217V216H49ZM53 217V216H52ZM62 216L60 215V218H61ZM68 217V216H67ZM71 217V216H70ZM69 217V218H70ZM107 217V219H111V218H109L108 216H106ZM111 217V216H110ZM122 217V215H117L116 217H112L113 219L112 220H109V221H112L113 223H120V218ZM146 217V216H145ZM198 217H200V215L198 216ZM201 217H203L202 215H201ZM224 217H225V215H224ZM2 218V217H1ZM16 218H17V216H16ZM24 218V216H23V219H25ZM51 218V217H50ZM60 218H58V219H60ZM72 218V217H71ZM70 218V219H71ZM84 218V219H85ZM163 218H165L164 216H163ZM187 218H189V217H184L183 216V219H187ZM193 218V217H192ZM215 218V217H214ZM226 218V217H225ZM57 219V220H58ZM62 219V218H61ZM60 219V220H61ZM68 219V218H67ZM77 219V218H76ZM84 219H82V220H84ZM126 219V218H125ZM168 219V218H167ZM170 219V218H169ZM178 219V218H177ZM182 219V220H183ZM190 219V218H189ZM199 219V221L201 222V219L202 218H198ZM209 219V218H208ZM20 220V219H19ZM54 220V219H53ZM65 220V219H64ZM69 220V219H68ZM98 220H100L99 218H98ZM188 220V219H187ZM194 220V219H193ZM18 221V220H17ZM21 221H23L22 219H21ZM63 221V220H62ZM66 221V220H65ZM70 221V220H69ZM86 221H87V219H86ZM141 221V220H140ZM170 221V220H169ZM173 221V220H172ZM198 221V220H197ZM196 221V222H197ZM205 221V220H204ZM225 221H226V219H225ZM8 222V221H7ZM15 222V221H14ZM60 222V221H59ZM124 222H125V220H124ZM161 222H164V223H166L167 222V220H165V219H163V221H161ZM185 222V221H184ZM188 222H189V220H188ZM192 222V221H191ZM236 222V221H235ZM12 223V222H11ZM18 223H19V221H18ZM21 223V222H20ZM19 223V224H20ZM84 223V222H83ZM211 223V222H210ZM220 223H222V222H220ZM237 223V222H236ZM240 223V222H239ZM15 224H16V222H15ZM59 224H61V223H59ZM161 223H159L158 225H160ZM174 224V223H173ZM175 224H176V222H175ZM162 225V224H161ZM160 225V226H161ZM210 225V224H209ZM220 225V224H219ZM218 225V226H219ZM237 225V224H236ZM238 225H240V224H238ZM7 226V225H6ZM16 226H20V225H17L16 224ZM16 226H12V228L11 229H13L14 227H16ZM31 226V225H30ZM138 226V225H137ZM167 226V225H166ZM168 226L170 227V225L168 224ZM192 226H196L195 224L194 225H192ZM212 226V225H211ZM214 226L215 225H213V228H212V231L214 230V229H216V228H214ZM217 226V227H218ZM8 227V226H7ZM6 227V228H7ZM9 227H10V225H9ZM34 227V226H33ZM46 227V226H45ZM122 227H123V224H122ZM149 227H150V225H149ZM164 228H165V226H163ZM172 227V226H171ZM183 227H185L184 226V224H183ZM188 227H190V226H188ZM198 227V226H197ZM236 227V226H235ZM235 227H234V229H235ZM17 228V227H16ZM28 228H29V226H28ZM32 228V227H31ZM47 228V227H46ZM46 228H43V229H46ZM167 228V227H166ZM174 228V227H173ZM187 228V227H186ZM15 229V228H14ZM14 229L13 230H11V231H13L14 232ZM107 229V228H106ZM152 229V228H151ZM150 229V230H151ZM172 229V228H171ZM179 229V228H178ZM177 229V230H178ZM183 229L184 228H182V229H180V230H182L183 231ZM196 229V228H195ZM221 229H222V227H221ZM224 229V228H223ZM234 229H233V231H234ZM31 230V229H30ZM36 230H37V228H36ZM120 230V229H119ZM118 230V231H119ZM139 230H141V227L139 228ZM146 230V229H145ZM149 230V229H148ZM147 230V234H149V232L151 233V231H148ZM154 230V229H153ZM168 231H170L169 229H167ZM185 230V229H184ZM236 230V229H235ZM3 231V230H2ZM21 231H23V230H21ZM27 231V230H26ZM45 231V230H44ZM155 232H156V229L154 230ZM165 231V230H164ZM175 231V230H174ZM186 231V230H185ZM212 231H210L209 233L210 234H212ZM13 232H12V235H15V234H13ZM19 232V231H18ZM29 232V231H28ZM114 232V231H113ZM139 232V231H138ZM138 232H136L135 234H134V237L132 238V240H137L138 242H137V244H141V243H143V246H142V248H143V250H145V249H148L149 248V245L150 244H148L146 241H147V238H148V236L147 237H145L144 236V233H142V234H140L139 235V233ZM144 232V231H143ZM155 232H154V234H155ZM167 232V231H166ZM172 232H173V230H172ZM197 232V231H196ZM213 232H215V231H213ZM3 233H5L4 231H3ZM7 233V232H6ZM25 233V232H24ZM27 233V232H26ZM34 233H35V229H34ZM38 233H40V232H38ZM43 233V232H42ZM165 233V232H164ZM171 233V232H170ZM175 232H173V234H174ZM179 233V232H178ZM46 234V233H45ZM101 234V233H100ZM163 234V233H162ZM160 235V237H162L163 235ZM183 234V233H182ZM7 235V234H6ZM6 235H4L5 237H6ZM17 235H18V233H17ZM29 235H31V233L29 234ZM29 235H28V237H29ZM35 235H36V233H35ZM165 235H166V233H165ZM207 235V234H206ZM1 236H2V234H1ZM9 236V234L7 235V237ZM16 236V235H15ZM14 236V237H15ZM20 236V235H19ZM23 236V235H22ZM22 236H21V238H22ZM26 236H27V234H26ZM41 236V235H40ZM43 236V235H42ZM155 236H156V234H155ZM159 236V235H158ZM171 236V235H170ZM211 236V235H210ZM14 237H11L12 239L11 240H13V238ZM37 237V236H36ZM48 237V236H47ZM150 237V236H149ZM178 236H174V239L175 238H177ZM193 237V236H192ZM195 237H197V236H195ZM207 237H209V236H207ZM206 237V238H207ZM214 237V236H213ZM212 237V238H213ZM1 238V237H0ZM2 238H3V236H2ZM16 238H18V237H16ZM33 238V237H32ZM42 238V237H41ZM54 238V237H53ZM156 238V237H155ZM155 238H153V239H155ZM163 239L165 238V236H163L162 237ZM161 238V239H162ZM202 238V237H201ZM24 239V238H23ZM28 239V238H27ZM44 239V238H43ZM178 239H179V237H178ZM177 239V240H178ZM208 239H211V238H208ZM214 239V238H213ZM7 240V239H6ZM15 240V239H14ZM18 240V239H17ZM22 240V239H21ZM38 240V239H37ZM40 240V239H39ZM168 240V239H167ZM173 240V239H172ZM198 240V239H197ZM199 240H201L202 241V239H200L199 238ZM198 240V241H199ZM212 240V239H211ZM239 240V239H238ZM2 240H0V242H1ZM7 241H10V240H7ZM7 241H6V243H7ZM16 241V240H15ZM19 241V240H18ZM27 241H29V240H27ZM152 241V240H151ZM155 241H156V239H155ZM158 241H159V239H158ZM174 241V240H173ZM181 240H179V242H180ZM201 241H200V243H201ZM207 241V240H206ZM5 242V241H4ZM2 243L1 245H4L5 243ZM13 242V241H12ZM11 241L9 242L10 244L12 243ZM24 242H25V240H24ZM23 242V243H24ZM162 241L160 240V243H161ZM178 242V243H179ZM208 242H210V240L208 241ZM27 243V242H26ZM32 243V242H31ZM36 243H39V242H37L36 241ZM152 243V242H151ZM162 243H164L165 244V242H162ZM174 243V245L175 244H177L178 245V247H180L179 245L180 244H178V243H175V241L173 242ZM180 243H183V242H180ZM205 243V242H204ZM220 243H221V241H220ZM43 244H44V242H43ZM163 244V245H164ZM216 245H217V243H215ZM219 244V243H218ZM5 245H7V244H5ZM13 245H14V242H13ZM18 244L16 243V245L15 246H17ZM20 245H22L21 243H20ZM25 245H29V244H25ZM34 245V244H33ZM205 245H207V244H204V246ZM247 245V244H246ZM22 246H24V245H22ZM43 246V245H42ZM124 247L125 248V250H129V248H130V246H128L126 243H124V242H122V240L120 239V238H102V237H99V236H97V235H95V234H93V233H89L88 231H86V230H81V231H79L75 236H72L70 239H68L67 241H65V244L62 246V247H60V248H58V249H56L51 255H49L44 261H38V262H30L29 264H107V263H105V261L103 260L104 259V255H105V252H106V249H107V247H113V248H115V249H117V247ZM154 246V245H153ZM162 246V245H161ZM168 246V245H167ZM203 245H202V248L204 247ZM220 246V245H219ZM218 246V247H219ZM243 246V245H242ZM1 247V246H0ZM5 247V246H4ZM18 247V246H17ZM25 247V246H24ZM30 247V246H29ZM151 247V246H150ZM158 247V246H157ZM173 247H175V246H172V250H173ZM213 247H215V246H213ZM212 247V248H213ZM2 248V247H1ZM6 248V247H5ZM9 248H10V246H9ZM8 248V249H9ZM21 248V247H20ZM169 248V247H168ZM177 248V247H176ZM176 248H174V250H176ZM181 248V247H180ZM222 248V247H221ZM4 249V248H3ZM32 248L30 247V249H28L27 251H26V253H33V251L31 250ZM42 249V248H41ZM152 249V248H151ZM155 249H156V247H155ZM248 249V248H247ZM1 250V249H0ZM108 250V249H107ZM153 250H154V248H153ZM152 250V251H153ZM162 250V249H161ZM173 250V251H174ZM204 248H203V250H201L200 249V251H203L204 252ZM212 250V249H211ZM243 250V249H242ZM242 250H240L238 253H240V252H242ZM24 251V250H23ZM115 251V250H114ZM166 251H167V249H166ZM178 251H180V250H178ZM248 251V250H247ZM17 252V251H16ZM150 252V251H149ZM176 252V251H175ZM181 252V251H180ZM206 252V251H205ZM210 252V251H209ZM245 252V251H244ZM12 253V252H11ZM19 253V252H18ZM152 253V252H151ZM174 253V252H173ZM212 253V252H211ZM210 253V254H211ZM35 254V253H34ZM166 254V253H165ZM175 254H177V253H174V255ZM179 254H181V253H179ZM200 254V253H199ZM212 255V254H211ZM215 255V254H214ZM9 255H8V253L6 254V251H4V252H0V261H3V259H5V257H8ZM14 256V255H13ZM13 256H11V258H13ZM15 256H16V254H15ZM37 256V255H36ZM149 256H150V254H149ZM149 256H147V257H149ZM178 255H176V257H177ZM19 257V256H18ZM175 257V256H174ZM175 257V258H176ZM198 257V256H197ZM240 257H243V256H240ZM37 258V257H36ZM160 258V257H159ZM163 259H164V257H162ZM178 258H179V256H178ZM210 258V257H209ZM208 258V259H209ZM238 258V257H237ZM18 259H20V258H18ZM22 259V258H21ZM177 259V258H176ZM195 259V258H194ZM198 259V258H197ZM207 259V260H208ZM239 259V258H238ZM35 260V259H34ZM105 260H106V258H105ZM123 259L121 258L120 259V261H122ZM144 260L145 259H143V263H144ZM162 260V259H161ZM173 260V259H172ZM214 260V259H213ZM10 261V260H9ZM107 261V260H106ZM141 261V260H140ZM175 261V260H174ZM195 261H198V260H195ZM202 261V260H201ZM4 262V261H3ZM8 262V261H7ZM17 262H18V260H17ZM160 262V261H159ZM170 262H172V261H168V262H165L164 261V264H170ZM175 262H177V261H175ZM194 262V261H193ZM192 262V264H194ZM213 262V261H212ZM9 263V262H8ZM12 263V262H11ZM10 263V264H11ZM120 262H116L115 264H119ZM142 263V262H141ZM140 263V264H141ZM151 263H152V261H151ZM149 261H145V263L144 264H151ZM187 263V262H186ZM189 263V262H188ZM1 264H2V262H1ZM153 264V263H152ZM155 264V263H154ZM171 264H173V262L171 263ZM175 264H177V263H175ZM197 264H200V262L199 263H197ZM207 264V263H206ZM208 264H210V263H208Z\"/></svg>",
  "mask_w": 264,
  "mask_h": 264
}]
</instances>
